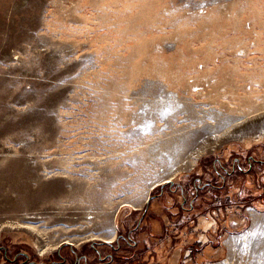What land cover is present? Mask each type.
I'll use <instances>...</instances> for the list:
<instances>
[{
  "label": "rangeland",
  "instance_id": "obj_1",
  "mask_svg": "<svg viewBox=\"0 0 264 264\" xmlns=\"http://www.w3.org/2000/svg\"><path fill=\"white\" fill-rule=\"evenodd\" d=\"M239 159L264 0H0V264H264V164L204 188Z\"/></svg>",
  "mask_w": 264,
  "mask_h": 264
},
{
  "label": "flooded vegetation",
  "instance_id": "obj_2",
  "mask_svg": "<svg viewBox=\"0 0 264 264\" xmlns=\"http://www.w3.org/2000/svg\"><path fill=\"white\" fill-rule=\"evenodd\" d=\"M256 161V160H255ZM242 163L244 164L245 161L239 159V160H235L233 161L230 165L228 164H225L223 162H217V164H214L215 167H217V170H216V175H218L219 179H220V183L221 185H213L211 182L210 183H206L204 184V188L205 187H208L210 186L211 188H214L217 190H219L221 187H223V184L229 180V179H235L237 176L239 175H246V174H249L252 172L251 169H253L255 166H257V164H261L263 165L264 164V161H258V162H255V163H252V162H246L247 163V168L246 170L243 169L244 165H242ZM250 163V165H249ZM199 188H203V186H199ZM197 192L194 193L193 197H190V200H195L197 198ZM195 197V198H194ZM184 200H185V197H184ZM193 201H192V204H193ZM191 205V204H190ZM143 217V216H142ZM141 217V219H142ZM139 219V221L141 220ZM126 240V239H125ZM128 241V238L127 240ZM111 242L109 241V243L107 244H110ZM60 256V255H59ZM82 257V256H81ZM103 260V258H101ZM52 261V260H51ZM49 262L50 264H64V259L63 257L60 256L59 260H56V261H52V262ZM27 263V262H26ZM39 264H45V263H39ZM102 264H104V260L102 261ZM106 264V262H105Z\"/></svg>",
  "mask_w": 264,
  "mask_h": 264
},
{
  "label": "water",
  "instance_id": "obj_3",
  "mask_svg": "<svg viewBox=\"0 0 264 264\" xmlns=\"http://www.w3.org/2000/svg\"><path fill=\"white\" fill-rule=\"evenodd\" d=\"M169 182V181H168ZM150 199V197H148V199L147 200H149ZM105 243H109V241H104ZM68 245H72L71 243H67Z\"/></svg>",
  "mask_w": 264,
  "mask_h": 264
},
{
  "label": "bare ground",
  "instance_id": "obj_4",
  "mask_svg": "<svg viewBox=\"0 0 264 264\" xmlns=\"http://www.w3.org/2000/svg\"><path fill=\"white\" fill-rule=\"evenodd\" d=\"M24 225V224H23ZM15 226V225H14ZM55 247H52L51 249H54Z\"/></svg>",
  "mask_w": 264,
  "mask_h": 264
}]
</instances>
